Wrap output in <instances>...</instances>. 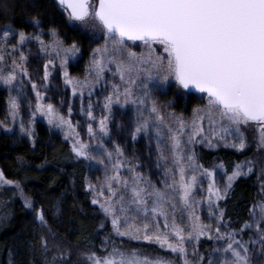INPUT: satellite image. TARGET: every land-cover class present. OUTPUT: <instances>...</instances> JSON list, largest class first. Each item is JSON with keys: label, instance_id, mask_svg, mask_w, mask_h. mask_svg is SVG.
<instances>
[{"label": "snow or ice", "instance_id": "snow-or-ice-1", "mask_svg": "<svg viewBox=\"0 0 264 264\" xmlns=\"http://www.w3.org/2000/svg\"><path fill=\"white\" fill-rule=\"evenodd\" d=\"M58 3L68 12L71 21L82 25L91 21L94 27L98 26L102 30L104 44L93 50V58L86 69L88 75L82 81L70 78L67 71L68 60L79 52L78 46L73 43L64 47L55 30L50 33L53 37L51 44L46 45L37 35L35 39L41 51L50 57L44 65L45 87L49 81V65L53 64V54L60 60L64 84L72 89L73 96L79 93L83 97L86 89L91 96V89L104 79L105 71H111L114 66L115 70L111 74L113 77L118 76L120 83H113L111 93L105 97L104 109L109 115L99 120V132L104 136L109 135L108 125L114 103L121 107L131 104L137 113L132 139L135 141L138 134L147 135L149 129H154L157 137V167L161 166V162L167 165L169 156L174 166L164 168L166 179L160 181L164 185L163 189L157 188L147 177L137 172L138 165L128 168L131 178L125 179L120 175L121 169L128 163L121 159L125 155L123 149L115 144L114 151H108L103 143H98V148L103 149L108 163L112 165L114 174L109 175L106 169L104 182L92 203H99L105 217L110 218L115 235L159 245L178 255L182 264H193L188 259L186 245L192 241L199 243L202 236H207L210 240L226 241L224 247L213 249V252L225 254L219 264H251L248 243H258L261 251H264V230H261L259 221L256 223L259 239L242 242L235 238V232L221 231V211L215 235H212V226L202 223L201 217L196 214L201 201H197L194 194L197 185L202 183L200 178L207 177V202L211 208L213 198L215 201L224 199L232 182L247 174L243 171L246 165L247 172L253 171L252 162L236 164L235 170L227 177L226 187L221 190L216 185L214 171H201L203 166L197 163L195 152L185 154L182 137L187 134L189 144L206 141L209 147H214V139L224 140L233 136L239 143H226L225 146L240 151L246 147L241 127L255 125L259 132L258 146L264 148V0H58ZM9 35L10 31L5 30L3 39L7 41ZM27 39L28 36L21 31L17 43L23 45ZM133 47H140V54L133 51ZM16 50V46H13L11 52L7 53L13 56L11 70L5 75L0 68V82L10 89L19 75H30L25 67L28 57L21 51L17 60L13 55ZM4 61L5 50L0 48V64ZM173 81L178 88L195 89L206 95L204 106L193 110L190 124L183 116L162 112L161 106L152 99L153 88L170 85ZM32 90L37 101L35 112L44 116L50 125L67 129L66 139L76 137L72 144L75 156L97 160L89 152V144L78 138L71 120L60 115L53 104L40 103L44 96L35 83H32ZM8 104L10 114L15 119L20 109L18 98L10 96ZM87 116L89 120L95 119L91 103L88 104ZM205 120L209 126L207 133L203 127ZM173 124L177 125L175 130ZM189 127L190 134L186 132ZM164 130L169 133V155L165 154V141L162 138ZM21 132H27L31 137V130L25 129L23 123ZM88 135L93 140L97 139L92 124L88 125ZM97 163L104 165L105 160L99 159ZM189 170L193 173L190 177L187 175ZM177 171L179 179L176 178ZM167 178H170V182ZM0 183L11 185L14 182L5 179L0 172ZM114 184L117 187H113ZM15 187L19 188L20 185L16 183ZM105 188L108 197L101 202L100 197ZM89 190L97 191L91 184ZM123 192H130V199L125 200ZM118 195L119 199H115ZM177 199L180 211L188 214L187 227L177 223ZM25 207H32L27 199ZM255 207L259 208L261 219H264V202ZM130 212L135 215L130 216ZM138 217H143L142 225L136 223ZM37 220L47 226L42 212H37ZM251 227L247 222L243 226ZM40 242L44 250L48 251V240L41 237ZM53 247L60 249L59 244L54 243ZM192 253L198 255L197 248L193 247ZM70 255L67 249L60 252L61 264H66ZM80 255L88 264H176L175 260L163 257L151 259L142 256L137 249L121 250L115 243L106 255L100 256L94 251ZM203 259L200 256L196 264H200ZM56 261L57 257L54 256L51 264H56ZM208 264L217 262L209 259Z\"/></svg>", "mask_w": 264, "mask_h": 264}, {"label": "trees", "instance_id": "trees-1", "mask_svg": "<svg viewBox=\"0 0 264 264\" xmlns=\"http://www.w3.org/2000/svg\"><path fill=\"white\" fill-rule=\"evenodd\" d=\"M3 26L25 33L42 30L44 35L55 30L64 44L75 43L79 56L69 64L73 75L85 73L97 44L83 27L70 22L69 14L55 0H0V27ZM151 95L160 106L185 116L203 102L202 94L178 88L175 83L168 88H153ZM6 114L7 92L0 86V120ZM32 137V144L13 143L9 135L0 134V164L6 179L14 182L0 188V264H51L54 256L56 264H61L60 252L65 249L71 253L66 264H88L81 253L94 251L103 256L113 243L121 250L137 249L141 255L157 254L170 259L168 251L152 243L116 237L110 222L92 203L86 188L88 174L105 178L106 169L109 175L112 169L103 149L97 146L92 155L105 160L104 165L76 157L69 142L40 121L34 124ZM196 152L202 166L209 169L221 166L226 174L252 154L250 148L235 151L225 146H198ZM252 168V172L237 177L224 199L218 201L223 223L243 242L254 240L251 228L243 226L246 222L251 224L252 204L263 198L258 168L254 165ZM16 183L32 200L33 209L25 207L16 195ZM37 212L44 214L47 226L37 220ZM177 222L183 223L180 219ZM41 237L48 240V251L41 245ZM54 243L60 245L59 250L53 247ZM248 247L251 264H264V251L257 255L256 244L248 243ZM213 249L212 240L198 243L199 258H204L200 264L207 263Z\"/></svg>", "mask_w": 264, "mask_h": 264}, {"label": "rangeland", "instance_id": "rangeland-1", "mask_svg": "<svg viewBox=\"0 0 264 264\" xmlns=\"http://www.w3.org/2000/svg\"><path fill=\"white\" fill-rule=\"evenodd\" d=\"M70 22L77 23L71 20ZM77 24L83 27L84 30H86L87 35L93 41L97 42L94 49L104 44L102 30L98 26L94 27L93 22L90 21L88 24H85V25H82L79 23ZM5 30L10 31V35L7 41L3 39V33ZM51 31L52 30H49L47 32V35H44V32L42 30H38L33 33L24 32L26 36H28V39L24 42L23 45H20L17 43V41L19 39V32L21 31L12 29L9 26L0 27V48H3L5 50V61L3 62V64H0V68L3 69V73L6 75L8 71L11 70L13 56L7 55V53L11 52L13 46H16L17 50L13 55L18 60L20 52L21 51L24 52V54L28 57L25 67L28 69V72L30 74L29 77H24L22 74L19 75L18 79L14 81V87H11V89L9 88V86H6L2 82H0V86L3 89H5L7 92V114L2 120H0V134L5 133L9 135L13 143L25 141V142H29L30 144H32L34 124L40 121L50 126L54 131H56L59 135H61L64 140L69 142L72 148V144L76 137L66 139L65 131H67V129H61L59 127H56L54 124L50 125L48 123V120L44 116L35 112V106H36L37 101H36V94L32 90V83H35L37 85L38 90L44 96V99L40 101V103L44 105H47L48 103L53 104L60 115L64 116L65 119H70L73 127L76 130V133L78 134V138L82 142L89 144L88 150L91 154L93 150L98 146V143H103L104 147L108 151H114V145L118 144L123 149L124 154H125L124 157H122L121 159L126 160L128 162L121 169V172H120L121 177L130 180L131 173L128 171V168L132 167L133 165H138V167H136L137 172L147 177L152 182V184H155L157 188L163 189L164 185L160 183V181L163 179H166L164 177V168L165 166L167 167H174V166L171 164V158L169 156V162L167 165L161 162V166L159 168L157 167V157H158V153L156 151L157 137L155 135L154 129H149V132L147 135H145L144 133L138 134L137 139L135 141L132 139V132L134 131L136 127V120H137L136 108L133 105L128 104L124 107H121L120 104L114 103L112 106V114H111L110 122L108 125L109 135L104 136L102 133L99 132V120L102 117L109 115V113L104 109L105 97H107L111 93L113 83L115 84L120 83L119 77L118 76L113 77L111 74V71L115 70L114 66L112 67L111 71L106 70L104 79L101 80L100 83L96 85L93 89H91V92H92L91 96H89L88 89L84 91L83 97H81L79 93L73 96L72 89L69 86L64 84L63 70L60 67V60L55 58V54H53L51 57V59L53 60V64L49 65V71H50L49 81L47 82V87H45L46 82L43 79L44 65L48 62L50 57L45 52L41 51L40 44L35 39V37L38 35L40 39L45 42L46 45L51 44L52 39H53V37L50 35ZM57 38L60 39L58 35H57ZM70 45H66L63 43L64 47H68ZM132 50L137 52V54H140L141 52L140 47H133ZM78 56H79V52L76 54V56L69 58L68 64H67V71L69 73L70 78L79 79L83 81L85 77L88 75L87 71H85V73L80 74V75H73V74H70L69 72V64L73 62ZM92 58H93V51H92L91 59L89 61V65H90ZM174 83H175L174 81L170 82V85ZM170 85H164V86H159V87L168 88ZM10 96L17 97L18 102L20 103L19 114L15 117V119H13V117L10 114V109H9V104H8V99ZM202 96L204 97L203 102L198 107H203L204 104L206 103V99H207L206 95L202 94L201 97ZM89 103L92 104L93 115L95 117L94 120H89L87 116V108H88ZM121 103H123V97H121ZM29 105H31V107H29ZM69 108H71V115H69ZM161 109H162V112L164 113H174L162 106H161ZM33 113H35L34 116H33ZM175 114L178 116H183L184 119L187 122H189V124L193 117V112L188 116L182 115L180 113H175ZM145 115H147V112H145ZM21 123H23V126L25 127V129L31 130V137L28 135L27 132H21ZM224 123H227V122H224ZM89 124H92L94 130L96 131V135H97L96 140H93L88 135V125ZM117 125H121V127H117ZM172 126L174 130L177 127V125L175 124H173ZM203 127L205 129V132L207 133L208 127H209L207 120L203 122ZM186 132L190 134L191 128L189 127L186 130ZM241 132L243 133L245 140H246L245 149L250 148L252 151V154L249 157H246L239 164H245L246 161H251L252 162L251 166L253 167L254 165L258 168L259 175H260V190L263 189L262 200L254 202L252 204L251 232L254 235L253 239L258 240L259 234L256 230L257 221H259L261 230H264V219H261L259 208L255 207L259 205L261 202H264V148H260L258 146L259 132L255 125H249L247 127L242 126ZM168 136H169V133L167 132V130H164L162 138L165 141L164 147H165L166 155H169L168 145H167ZM182 140H183V148H184L185 154L195 152L197 163L199 165H202L197 159L196 147L198 146L209 147L207 145V142L202 141V142H196L194 144H189L187 134L182 137ZM233 142L239 143L238 140H234L233 136H228L224 140L216 138L214 139L215 146L211 148H216L218 146H225L226 143L231 144ZM228 148L238 151L237 149L232 148V147H228ZM185 162H186V157H185ZM247 167L248 165L244 167L243 171L248 174L249 172H247ZM203 169L214 171L216 185L217 187L221 188V190H223L226 187L228 183L227 177L232 174V173L226 174L221 166H217L215 168H210V169L203 166L201 171ZM0 172L4 174L1 164H0ZM112 174L114 173L111 171L110 175ZM192 174L193 173L190 170L187 172V175L189 177ZM176 178L179 179L178 171L176 172ZM104 179H105L104 176H101L99 174L97 175H94L92 173L88 174L86 178V188L90 192L91 200H93L94 196H96L97 193L99 192V188L103 184ZM167 179H169V182H170V178H167ZM200 179L202 183L197 185V188L194 194L195 199L197 201H201V203L197 206L196 214L201 217L202 223H204L205 225L212 226L211 234L215 235L217 219L220 217L218 201H215V198H213L212 207L209 208V205L207 202V197H208L207 189H208L209 180L207 177H201ZM89 184L93 185L97 189V191L94 192V191L89 190ZM5 185L6 184L0 183V188L5 187ZM113 187H117V186L114 184ZM14 190H15L16 195L19 196V198L22 200L23 204L25 205V200L27 199L32 204V207L29 209H33L34 205H33L32 200L26 195H24L23 192L17 187H15ZM123 195L125 196V200L130 199V192H123ZM107 197H108V192H107V189L105 188L103 196L100 197L101 202ZM115 199H119V195ZM94 205L98 207L99 211L105 217L103 211L101 210L99 206V203L94 204ZM169 211L171 212V209H169ZM253 212H255V216H253ZM129 215L130 216L135 215V213L130 212ZM175 215L177 217V220L180 219V221L183 222V223L177 222L179 225H181L182 227L188 226V214L187 212L180 211V205H179L178 199H177V211ZM105 218L111 224L110 218H107V217ZM143 222H144L143 217H138L136 220V223L140 225H142ZM220 229L222 232H232V230L228 229L224 223L221 224ZM154 230L155 229L153 228V231ZM112 232L115 235L113 229H112ZM116 237L125 239L127 241L146 243V241H142V240L134 241V240H129L126 237H119V236H116ZM235 238L237 240L242 241L240 237L236 236ZM204 239L210 240L207 238V236H202L200 238V241ZM211 240H212V246L214 249L222 248L226 244V241L215 240V239H211ZM154 245L160 248L159 245H156V244ZM186 247L188 249V259L193 261V264H196V261L199 260V253L198 255H193L192 249L193 247H195L198 250V243L196 241H192L191 243L187 244ZM256 249H257L256 250L257 255L261 253V247L258 243L256 244ZM162 250L168 251L171 256L170 259L175 260L176 264H182V261L180 260L178 255H174L167 249H162ZM142 256H148L151 259H155L157 257H163L157 254L156 255L142 254ZM224 256L225 254L223 253L213 252L210 259L215 260L217 264H219V261L223 259ZM163 258L169 259L166 257H163ZM228 258H230V254H228ZM206 264H208V261Z\"/></svg>", "mask_w": 264, "mask_h": 264}, {"label": "water", "instance_id": "water-1", "mask_svg": "<svg viewBox=\"0 0 264 264\" xmlns=\"http://www.w3.org/2000/svg\"><path fill=\"white\" fill-rule=\"evenodd\" d=\"M55 2L59 5V3H58V0H55ZM60 6V5H59ZM61 7V6H60ZM64 9V8H63ZM68 13V12H67ZM185 90V89H184ZM186 91H188V92H193V93H199V92H197L195 89H190V90H186ZM201 94V93H200Z\"/></svg>", "mask_w": 264, "mask_h": 264}]
</instances>
